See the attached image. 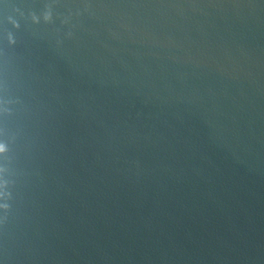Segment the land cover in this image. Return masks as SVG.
I'll list each match as a JSON object with an SVG mask.
<instances>
[{
  "label": "water",
  "instance_id": "95a60500",
  "mask_svg": "<svg viewBox=\"0 0 264 264\" xmlns=\"http://www.w3.org/2000/svg\"><path fill=\"white\" fill-rule=\"evenodd\" d=\"M0 264H264V0H0Z\"/></svg>",
  "mask_w": 264,
  "mask_h": 264
},
{
  "label": "clouds",
  "instance_id": "9594fccd",
  "mask_svg": "<svg viewBox=\"0 0 264 264\" xmlns=\"http://www.w3.org/2000/svg\"><path fill=\"white\" fill-rule=\"evenodd\" d=\"M4 151V146L0 144V152Z\"/></svg>",
  "mask_w": 264,
  "mask_h": 264
}]
</instances>
